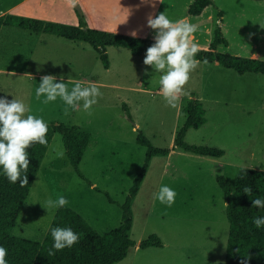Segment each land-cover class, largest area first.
<instances>
[{
    "label": "rangeland",
    "instance_id": "1",
    "mask_svg": "<svg viewBox=\"0 0 264 264\" xmlns=\"http://www.w3.org/2000/svg\"><path fill=\"white\" fill-rule=\"evenodd\" d=\"M13 1L0 0L1 8ZM190 1L139 2L148 16L165 11L170 19L186 18L197 24L194 39L200 49L208 48L219 27L227 43L219 44L217 51L264 59V0H212L199 17L188 15ZM32 3L37 4L38 14L27 10V17L68 25H77L82 18L89 27L129 35L135 32V36L154 39V34L147 36L131 20H125L128 10L124 3L135 4V0H30L22 8ZM11 13L21 15L20 9ZM3 30L10 34L11 44L0 49V68L20 75L0 74V96L23 99L30 111L47 123L77 125L89 132L91 149L83 154L79 169L118 203L124 200L144 161L146 147L135 141L138 131L154 146L172 147L175 131L183 121L181 107L189 98L202 103L206 122L197 129L189 128L184 140L220 148L223 156L195 155L179 148L167 156H153L131 202L129 235L135 245L128 256L114 264H224L229 224L226 200L216 176H224L233 186L240 169L264 168V74H238L218 62L197 61L172 107L159 92L160 73L143 63L146 53L134 56L125 48L109 47L110 64L106 69L85 42L17 27ZM37 34L42 39L35 42L30 37ZM45 74L56 75L57 80L62 74L69 89L78 79L91 78V82L81 84L95 83L103 95L90 111L82 108V101L75 109L59 97L45 103L43 96L37 99L35 95ZM103 80L109 84L100 86L98 82ZM60 151L62 157L57 156ZM162 184L176 190L171 206L154 198ZM59 195H64L67 205L98 233L120 223L119 205L110 203L77 176L56 133L11 234L41 241L55 213V209L47 212L43 204ZM152 233L161 238L163 246L140 248L138 243Z\"/></svg>",
    "mask_w": 264,
    "mask_h": 264
},
{
    "label": "trees",
    "instance_id": "2",
    "mask_svg": "<svg viewBox=\"0 0 264 264\" xmlns=\"http://www.w3.org/2000/svg\"><path fill=\"white\" fill-rule=\"evenodd\" d=\"M212 4V0H191L187 13L198 17ZM4 26L85 42L96 51L104 68L109 67L108 47H122L132 55H141L154 43V39L150 38L89 27L82 18L77 25H68L6 14L0 16V29ZM226 43V38L217 27L208 48L200 49L195 54L196 60L207 63L218 62L238 74L247 72L264 74V59L217 51L219 44ZM125 114L131 117L129 111H125ZM181 114L183 121L175 131L172 147L154 146L142 131H138L135 141L146 147L145 157L140 171L134 177L121 203L114 201L106 190L93 186V189L102 193L110 203H115L121 208V221L117 227L102 234L98 233L79 213L65 205L56 209L43 239L37 241L12 235L11 231L54 134L61 136L65 153L77 176L88 185H92L79 169V163L91 137L90 133L77 125H66L62 122L48 123L46 134L48 144L33 143L27 149L30 157L28 184L22 187L19 179L16 183H11L5 176L0 175V245L8 250L5 258L9 264H114L126 257L130 247L135 245V241L129 237L132 223L131 202L145 176L150 159L156 155H167L175 148L217 158L224 154L220 148L189 144L184 140L189 128L197 129L206 122L205 109L199 100L187 99L181 107ZM216 181L224 193L229 224L224 264H242L245 257L248 264H264V228L257 229L252 222L253 217L264 216V209L252 205V199L256 196L264 198V170L240 169L233 186H230L222 175H217ZM246 186L252 189L251 197L243 191ZM54 226L73 228L79 234L78 241L71 247L52 249L50 228ZM138 245L140 248L162 247L163 242L157 234L152 233L142 239Z\"/></svg>",
    "mask_w": 264,
    "mask_h": 264
},
{
    "label": "clouds",
    "instance_id": "3",
    "mask_svg": "<svg viewBox=\"0 0 264 264\" xmlns=\"http://www.w3.org/2000/svg\"><path fill=\"white\" fill-rule=\"evenodd\" d=\"M147 25L154 30V43L147 47L143 63L151 65L155 72L160 73L159 92L166 104L175 107L183 86L197 66L195 54L200 47L194 39V33L198 30V25L186 18L170 19L165 11L155 16L149 14ZM132 35L136 33L133 32ZM148 71L146 68L145 72ZM35 95L37 99L43 96L45 103L59 97L65 105L74 109L82 101V108L90 111L103 93L95 83L82 85L75 82L69 89L62 74L59 80L56 75L45 74L35 88ZM47 133V121L42 116L33 114L23 99L14 95L13 99L0 96V175L11 183H16L19 179L22 187L28 184L30 157L27 149L33 143L47 145ZM63 155V151L57 152V156ZM243 191L251 197L250 187L246 186ZM153 195L161 204L171 206L177 193L174 188L162 184ZM67 204V198L59 195L49 198L43 206L48 212ZM252 205L264 209V198L256 196L252 199ZM252 222L257 229L264 228V216H255ZM50 232L52 249L55 250L71 247L79 239V234L71 227L54 226L50 228ZM7 251L0 245V264H9L5 258ZM242 264H248L247 257L242 260Z\"/></svg>",
    "mask_w": 264,
    "mask_h": 264
},
{
    "label": "crops",
    "instance_id": "4",
    "mask_svg": "<svg viewBox=\"0 0 264 264\" xmlns=\"http://www.w3.org/2000/svg\"><path fill=\"white\" fill-rule=\"evenodd\" d=\"M28 1H30V0H15V1H13L12 3H10V4H6V6L5 7H3V8H1V5H0V16L1 15H6V14H12L11 12H14L15 10H17V9H20V13L19 14H21V15H19V16H24V17H27V16H29V15H27V10H29V12L33 15V14H38V11L36 10L37 8H38V6H37V4H30L29 5V7L27 8H22ZM133 1V0H132ZM136 1V3L135 4H130V5H128V4H126V3H124V6L123 7H125V9H127L128 11L126 12V15H125V20L126 21H129L130 22V20L132 21V25L137 29V30H141L143 33H147V36H152L153 34H154V30L153 29H151L148 25H147V19H146V17L148 18V14H146L147 13V9H145L144 7L143 8H141V3L139 2L140 0H135ZM129 7H128V6ZM188 7V6H187ZM154 9V8H153ZM156 9H154V11H155ZM126 11V10H125ZM152 15H154L155 16V14H153V13H151ZM15 15V14H14ZM129 15V16H128ZM31 16V15H30ZM199 17V16H198ZM32 18V17H31ZM42 20V19H41ZM44 20H53V19H44ZM43 20V21H44ZM88 26V25H87ZM8 27H13V26H4V27H1V29H0V49L1 50H4L6 47H8V45L9 44H11V40H10V34L7 32V30H3V29H5V28H8ZM18 28V27H17ZM93 28V27H92ZM21 29V28H20ZM24 30V29H23ZM47 35H50V34H47ZM129 35V34H128ZM53 36H55V35H53ZM133 36H135V35H133ZM41 36H39L38 34L35 36V37H30L32 40H34L35 42H38V40H41L42 38H40ZM58 37V36H57ZM139 37V36H138ZM60 38H62V37H60ZM145 38V37H144ZM62 39H64V38H62ZM151 39V38H150ZM67 40V39H66ZM56 41H62V42H64V43H66L65 41H63V40H56ZM68 41H70V40H68ZM81 42V41H80ZM69 43V42H68ZM109 48V47H108ZM122 48V47H121ZM144 54V53H143ZM134 56H139V55H134ZM109 64H110V60H109ZM109 68V67H108ZM107 69V68H106ZM3 73H6V74H14V75H20V74H18L17 72H5V70H2V68H0V74H3ZM23 76V75H22ZM78 80H80V81H78V82H91L92 81V79L91 78H87V79H78ZM84 80V81H83ZM98 83H100L99 85L100 86H107L109 83L108 82H106L105 80H103V81H99ZM83 84V83H82ZM134 126L136 127L137 126V124L135 125L134 124ZM175 135V134H174ZM90 139H91V137H90ZM89 142H90V140H89ZM88 149H91L90 148V143H88V145H87V147H86V149H85V152L83 153V154H85V153H87L88 151ZM173 151V150H172ZM171 152V151H170ZM169 152V153H170ZM168 153V154H169ZM189 153H191V152H189ZM167 154V155H168ZM194 154V153H193ZM167 155H164V156H167ZM195 155H199V154H195ZM204 156V155H203ZM223 156V155H222ZM221 156V157H222ZM211 157V156H210ZM215 158H217V157H215ZM218 158H220V157H218ZM259 163V162H258ZM259 164H261V163H259ZM259 166H262V165H259ZM248 168V167H247ZM249 169H255V168H249ZM260 170H263L264 168H259ZM91 186H94V184L92 183V185ZM27 198V197H26ZM68 206V205H67ZM70 206V205H69ZM70 208H72L73 209V207H71L70 206ZM121 209V208H120ZM74 210V209H73ZM21 211V210H20ZM55 211H56V209H55ZM75 211V210H74ZM77 212V211H76ZM121 214H122V210H121ZM132 216H133V214H132ZM121 221V220H120ZM89 224V223H88ZM120 224V223H119ZM118 224V225H119ZM90 225V224H89ZM117 225V226H118ZM116 226V227H117ZM131 226H132V223H131ZM115 228V227H114ZM131 230V229H130ZM107 232V231H106ZM130 232V231H129ZM105 233V232H104ZM102 234V233H101ZM129 237H130V235H129ZM138 242V241H137ZM136 242V243H137ZM131 248H133V246L132 247H130V249H129V251H128V253H127V255L126 256H128V254L130 253V250H131ZM147 248V247H146ZM153 248H161V247H153ZM136 249V248H135ZM134 249V250H135ZM124 259V258H123ZM122 259V260H123ZM121 261V260H120ZM119 262V261H118ZM117 263V262H116Z\"/></svg>",
    "mask_w": 264,
    "mask_h": 264
},
{
    "label": "water",
    "instance_id": "5",
    "mask_svg": "<svg viewBox=\"0 0 264 264\" xmlns=\"http://www.w3.org/2000/svg\"><path fill=\"white\" fill-rule=\"evenodd\" d=\"M74 6H75V8H76L77 10H79V7H78L77 3H74Z\"/></svg>",
    "mask_w": 264,
    "mask_h": 264
},
{
    "label": "bare ground",
    "instance_id": "6",
    "mask_svg": "<svg viewBox=\"0 0 264 264\" xmlns=\"http://www.w3.org/2000/svg\"><path fill=\"white\" fill-rule=\"evenodd\" d=\"M192 248H193V247H192ZM192 248H191V249H192ZM188 253H189V252H188ZM199 259H200V258H199ZM196 260H197V259H196ZM197 261H198V260H197Z\"/></svg>",
    "mask_w": 264,
    "mask_h": 264
}]
</instances>
